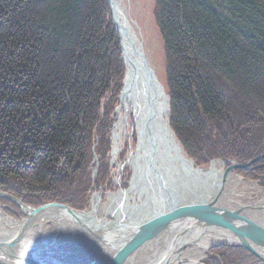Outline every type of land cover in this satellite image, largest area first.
Instances as JSON below:
<instances>
[{"label":"trees","instance_id":"1","mask_svg":"<svg viewBox=\"0 0 264 264\" xmlns=\"http://www.w3.org/2000/svg\"><path fill=\"white\" fill-rule=\"evenodd\" d=\"M155 20L186 154L202 167L264 155V0H156ZM120 57L108 0H0L1 190L84 210L93 185H111ZM254 167L238 173L264 187V159ZM212 251L221 259L208 264H264L245 248Z\"/></svg>","mask_w":264,"mask_h":264},{"label":"bare ground","instance_id":"2","mask_svg":"<svg viewBox=\"0 0 264 264\" xmlns=\"http://www.w3.org/2000/svg\"><path fill=\"white\" fill-rule=\"evenodd\" d=\"M112 3L116 5L114 18L123 37L121 43L124 51H120L123 62L120 61L126 69V80L124 83L123 79V87L115 112L116 122L112 132L113 146L111 156L115 163L120 157L125 143L130 141V151L126 165L132 167V174H129L132 177L131 184L127 183L128 186L125 188L122 185L123 189L109 194L108 201L103 206L97 204L102 192L100 194L99 192L93 194V198L89 204L90 207L87 208L85 213L81 214V217L82 219H86L89 224H94V226H99L105 222L108 223L110 221L108 220L109 216L115 220H119L116 223L120 222L125 225H130L132 221L145 220L151 212L152 204L158 207L160 213H163L161 211L163 204L165 208L173 211L174 209L185 208L190 204L199 203L209 192L212 193V188L215 187L216 181L219 180L220 174L224 169L223 160L216 159L212 160L206 169L195 166L194 162L190 160L197 170L189 172L182 170L180 160L189 158L170 125V97L166 93L167 91L163 90V82L160 79V75L148 58V65L154 71L155 78H151L150 73L145 75L139 68V65L142 63V53H145V43L138 32V27L131 21L130 12L125 4V0H112ZM126 19L127 21H125ZM150 100H152L154 105L152 126L154 131L158 133V140L155 143L156 151L154 150L157 154V160L154 161V165L151 164V149L144 147L145 137L143 127L151 110L149 106ZM170 152L172 157L179 159L178 165L180 167L168 161L166 156ZM93 162L96 163L95 165L98 164L97 168H99V156ZM231 177L228 185L231 183ZM236 182H238V179ZM149 183H152V185ZM226 200L230 202V200L235 199L233 196H227ZM258 203L264 204V198ZM229 205L231 209L238 208L233 203ZM98 207H101V217L97 215L99 211ZM224 207L228 208L227 206ZM19 208L26 217L27 214L32 212V209L26 207ZM245 217L248 219L253 217L252 219L257 220V222H264L263 211H253L249 214L247 213ZM94 219L97 221V224ZM35 220L40 224H44L45 222L52 223V227L47 228L48 225H42L41 229H32V231L27 233L23 242L20 243V247L27 246L30 248L31 245H38L40 247L46 245L47 242L52 244L56 240H64L67 242L68 248L72 244L74 246L84 245L86 247L83 250H87L85 251L86 253L79 254L77 258H67V253L61 252L60 249H55L51 253H57L56 260H53V254L50 255L47 252L48 250H44L43 255L40 256L42 258L40 260H44L45 264H64L61 262L71 263V261L74 264H79L81 260L84 261L83 259L87 258L88 253H92L91 258L97 259L98 262L96 264H107V261L113 258L116 253V245L120 244L117 242L118 238H114L113 240L106 238V236H112L109 234V230L102 229L97 231L99 235L97 233L94 234L86 230L83 225H80L69 215L59 211L47 212L38 216ZM19 225L18 222H15L14 216L5 212V206L3 205V209L0 206V235H11L18 229ZM76 231L84 234L87 237L86 241H79L77 237H72L71 234L76 233ZM175 232L173 231L169 235L161 236L150 244H145V247L139 248L137 252L132 254L133 259H136V261L132 263L127 262V264H150L151 262L153 264L162 254L168 252L167 248L174 240L173 234ZM74 238L76 239L72 241ZM232 238L230 233L224 229L213 233H206L200 242L190 246V249L180 254V257L175 259V262L178 260V262H182L183 264L202 263L211 245L217 242L231 243ZM120 246L121 244L118 247ZM223 246L236 247L233 245ZM83 263L86 264L87 260Z\"/></svg>","mask_w":264,"mask_h":264},{"label":"water","instance_id":"3","mask_svg":"<svg viewBox=\"0 0 264 264\" xmlns=\"http://www.w3.org/2000/svg\"><path fill=\"white\" fill-rule=\"evenodd\" d=\"M108 4L110 7L113 26L118 34L120 51L122 52L124 51L123 45L121 43L123 38L122 32L118 29L117 22L114 18V10L116 9V5L112 3V0H108ZM125 21H127V19ZM120 60L123 62L122 57ZM139 68L145 75L150 73L151 78H155L156 75L148 65L147 56L145 53H142V63L139 65ZM125 80L126 74L124 77V83ZM162 88L163 90L165 89L164 84L162 85ZM149 106L151 110L149 111L150 113L146 124L143 127L145 137L144 147H149V149H151V164L154 165V161L157 160V154L154 152V150L155 143L158 140V133L154 131L152 126L154 120V105L152 100L149 101ZM166 158L169 162H173L177 167H180L178 165L179 159L172 157L171 152L168 154V156H166ZM261 159H264V155H261L245 164L239 163L237 161H230L231 165L229 167H227L226 162L223 161L224 169L220 174L219 180L216 181L215 187L212 188V193L209 192V194L202 201L196 204H190L189 206L182 209H174L171 211L168 208H165L163 204L164 202L162 200L163 205L161 206V211L163 213H160L158 207L152 204L151 212L148 218L141 221L139 220L137 222L132 221L130 222V225H125L120 222L116 223V221L119 220L108 219L110 220L108 223L105 222L99 226H94V224H89L86 219H82L81 214L85 213L86 210L81 211L57 203H51L41 208H36L26 205L22 200L0 190V198L9 199L16 203L19 207L32 209V212L27 214V217L22 218L21 221L15 220V222H18L20 225L18 226V229L15 230L11 235H0V264L46 263L44 260H40L42 259L40 256L43 255L44 250H49L51 247L49 242H47L46 245L40 247L38 245H31L30 248L27 246L20 247V243L23 242L27 233L32 231V229H41L42 225H52V223L47 222L40 224L35 220L38 216L50 211H59L63 214L69 215L80 225H83L86 230L94 234H98L97 231L106 229L109 230V234L112 235L110 237L106 236L107 239L113 240L114 238H118L117 242L121 244V248L118 247L120 244L116 245V253L114 254L113 258L107 261V264H127V262H135L136 259H133L134 257H132V254L137 252L139 248H143L145 247V244H150L161 236L169 235L173 231L176 232L173 234L174 240L167 248L168 252L162 254L153 264H183L182 262H178V260L175 262V259L180 257V254H182L194 243L200 242L206 233H213L223 229L229 232L233 237L232 242H217L216 244L211 245L209 249L221 245L242 247L252 252L258 257L259 260L264 262V222H257V220L252 219L253 217L251 219L245 217L247 213L249 214L253 211H264V204L256 203L255 205H245L239 203L236 200H230L231 203L226 201V192L228 190V183L231 176H233L231 179L235 178L240 181L259 184V182L252 181L237 174V171L239 169L252 170L254 169V164L259 162ZM190 160V158L180 160L181 166L183 168H181L182 170L186 172L197 170L191 164ZM149 184L152 185V183ZM232 203L238 206V208H229V204ZM0 206L1 209H3V205L0 204ZM224 206H227L228 208ZM95 222L97 224L96 220ZM47 228L49 227L47 226Z\"/></svg>","mask_w":264,"mask_h":264},{"label":"rangeland","instance_id":"4","mask_svg":"<svg viewBox=\"0 0 264 264\" xmlns=\"http://www.w3.org/2000/svg\"><path fill=\"white\" fill-rule=\"evenodd\" d=\"M125 4L127 6V8L129 9L130 12V16H131V21L138 27V32L141 36V38L143 39L144 43H145V53L147 58L149 59V61L152 63V65H154V67L156 68L158 74L160 75V79L162 80V82L165 84L166 83V59H165V53H164V46H163V40H162V36L160 34V31L158 29L156 20H155V0H125ZM115 127V124H114ZM114 127L111 131V136H110V140H111V150L109 152V163L111 166V185L110 186H105V187H98L95 189V185H93L94 187V192H92L90 194V203H91V199L93 198V194L94 193H98L99 194L102 192L101 198L97 201V204L100 206H103L105 203H107L108 201V195L111 193H115L118 192L119 190L123 189L122 185L124 186L125 182H130L131 184V177L132 175V167L126 165V161L129 155V151H130V141L125 143L123 151L121 152L120 157L116 160V162L114 163L112 160V146H113V135L112 132L114 130ZM97 146V143H96ZM97 154H95V158L94 160L97 158ZM210 165V164H209ZM209 165L206 166H197L201 169H206L209 167ZM98 164L95 165L93 167V178L95 179L98 172H99V168H97ZM97 173V174H96ZM237 174L238 171H237ZM241 175V174H239ZM243 176V175H241ZM245 177V176H243ZM247 178V177H246ZM250 179V178H248ZM253 180V179H250ZM237 179L232 178L231 179V183L228 185V190L226 192V196H233V198L238 201L239 203L242 204H255V202H259L262 201L264 198V187L262 186V184L260 183L255 184V183H251V182H246V181H239L236 182ZM256 182H261L259 180H254ZM125 188V187H124ZM253 189V190H252ZM227 201V200H226ZM89 203V204H90ZM2 204V203H1ZM5 205V204H2ZM235 205V204H234ZM236 206V205H235ZM90 207V205L88 206ZM99 208V207H98ZM101 208V207H100ZM100 208L99 211L97 212V215L101 217V213H100ZM90 210V209H88ZM6 212V211H5ZM17 214V220L21 221L22 217H26L22 211L20 210V212H15ZM108 219H114L113 217L109 216ZM48 227H52V225H48ZM71 236H75L78 238V240H83L86 241V236L84 234H82L79 231H76V233H72ZM76 238L72 239V241H74ZM86 246L82 245V246H74L72 244V246L70 248L67 247V242L62 240H56L55 242H53L51 244V247L48 250V254H53V260H56L57 258H55L57 256V253L53 252L51 253L53 250L55 249H60L61 252L67 253L68 257L67 258H72L75 257L77 258L79 256V254H84L86 253L85 251L87 250H83ZM218 248V247H217ZM215 249V248H214ZM213 249L209 250V254L208 252L206 253V255L208 254V256L213 255L215 256L216 254L212 251ZM92 253H88L87 258L83 259L84 261H80L79 264H84L83 262H85L87 260L86 264H96L98 261L96 258H91ZM218 256V255H216ZM208 259L205 260L204 262L207 263ZM64 264H71L69 262H61ZM51 264V263H50ZM74 264V263H72ZM208 264V263H207Z\"/></svg>","mask_w":264,"mask_h":264}]
</instances>
